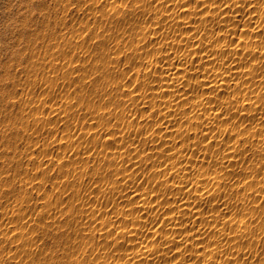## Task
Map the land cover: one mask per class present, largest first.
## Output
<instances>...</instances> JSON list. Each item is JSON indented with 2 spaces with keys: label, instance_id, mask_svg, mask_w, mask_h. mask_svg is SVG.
<instances>
[{
  "label": "rangeland",
  "instance_id": "obj_1",
  "mask_svg": "<svg viewBox=\"0 0 264 264\" xmlns=\"http://www.w3.org/2000/svg\"><path fill=\"white\" fill-rule=\"evenodd\" d=\"M0 264H264V0H0Z\"/></svg>",
  "mask_w": 264,
  "mask_h": 264
},
{
  "label": "bare ground",
  "instance_id": "obj_2",
  "mask_svg": "<svg viewBox=\"0 0 264 264\" xmlns=\"http://www.w3.org/2000/svg\"><path fill=\"white\" fill-rule=\"evenodd\" d=\"M242 221H243V220H241V218H240V220H239V221H237V222H238V223H239V222L241 223Z\"/></svg>",
  "mask_w": 264,
  "mask_h": 264
}]
</instances>
